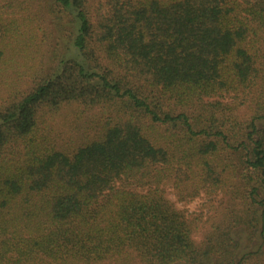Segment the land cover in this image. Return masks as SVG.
<instances>
[{
	"label": "trees",
	"instance_id": "16d2710c",
	"mask_svg": "<svg viewBox=\"0 0 264 264\" xmlns=\"http://www.w3.org/2000/svg\"><path fill=\"white\" fill-rule=\"evenodd\" d=\"M234 183L200 242L163 194ZM262 255L264 0H0V264Z\"/></svg>",
	"mask_w": 264,
	"mask_h": 264
},
{
	"label": "rangeland",
	"instance_id": "374dc122",
	"mask_svg": "<svg viewBox=\"0 0 264 264\" xmlns=\"http://www.w3.org/2000/svg\"><path fill=\"white\" fill-rule=\"evenodd\" d=\"M48 46L43 47V51L41 53L44 56L48 53ZM47 56V55H46ZM46 60V57H44ZM43 59V61H44ZM42 72H45V68L48 65H42ZM261 92V90H259ZM226 100L225 102H227ZM242 109L244 107H240L233 111L234 114L239 115L242 113ZM74 110L71 108H66L62 110L61 116L59 115L57 118L58 130L55 134H58L57 139L65 140L69 135L74 133L75 138H77L82 132L80 127H76L73 129H69L68 126L72 124V126H78L76 121H74ZM68 113L66 117L65 114ZM61 117V118H60ZM66 125V126H65ZM65 126V127H64ZM244 193V186L238 183H234L232 187L229 189L226 188L223 192H218L216 194L207 195L201 192L195 198L190 199L189 201H180L174 195V191L172 187L165 186L164 187V196L174 205V207L184 213L188 218H196V222L199 224V228L194 233V239L197 242H200L207 231L208 226H211L214 222L218 221V218L223 216H228L231 211H237L239 209V202ZM242 194V195H241ZM248 264H264V255L262 256H254L249 260Z\"/></svg>",
	"mask_w": 264,
	"mask_h": 264
}]
</instances>
